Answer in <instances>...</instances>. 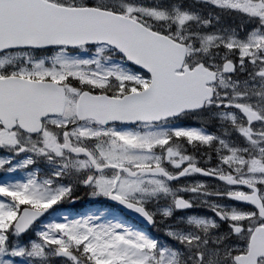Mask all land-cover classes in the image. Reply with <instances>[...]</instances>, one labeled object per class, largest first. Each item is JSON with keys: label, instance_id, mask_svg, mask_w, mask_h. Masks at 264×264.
Segmentation results:
<instances>
[{"label": "snow or ice", "instance_id": "6c2138e0", "mask_svg": "<svg viewBox=\"0 0 264 264\" xmlns=\"http://www.w3.org/2000/svg\"><path fill=\"white\" fill-rule=\"evenodd\" d=\"M0 264H264V0H0Z\"/></svg>", "mask_w": 264, "mask_h": 264}]
</instances>
